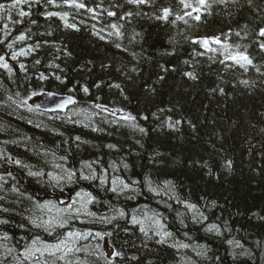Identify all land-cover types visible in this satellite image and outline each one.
Returning <instances> with one entry per match:
<instances>
[{"label": "trees", "instance_id": "16d2710c", "mask_svg": "<svg viewBox=\"0 0 264 264\" xmlns=\"http://www.w3.org/2000/svg\"><path fill=\"white\" fill-rule=\"evenodd\" d=\"M13 3L0 0V58L8 62L0 66V163L5 154L32 170L49 169V159L75 173L116 167L139 187L135 199L112 195L97 180L65 189L7 164L0 186L10 199L0 204V230L13 255L35 238L56 242L62 234L33 228L23 212L30 199L63 202L84 190L97 209L111 204L129 216L148 207L175 239L207 247L197 254L159 243L128 216L76 223L105 234L116 253L109 264H264V0ZM23 46L28 52L15 57ZM221 48L251 63L227 60ZM47 92L70 94L95 116L80 125L22 108ZM117 114L134 119L117 122ZM147 180L171 194L153 196ZM185 204L224 234L205 232ZM229 241L241 250L230 251Z\"/></svg>", "mask_w": 264, "mask_h": 264}, {"label": "rangeland", "instance_id": "374dc122", "mask_svg": "<svg viewBox=\"0 0 264 264\" xmlns=\"http://www.w3.org/2000/svg\"><path fill=\"white\" fill-rule=\"evenodd\" d=\"M26 1L29 0H20V2ZM51 13L60 15L59 11L56 10H53ZM97 32L100 36L102 35L109 39V32ZM17 41L21 42L23 39L18 38ZM27 52L28 48L23 46L14 50L13 54L17 57L18 55H24ZM221 52L223 55L227 52L225 54L227 60H231L232 62L240 65L249 64L243 60L239 63L237 62V58L241 53L228 52L225 51L224 48H221ZM5 59L6 56L0 58V66L8 68V62ZM5 65H7V67H5ZM30 103L28 105H22V108L48 119H65L68 122H75L82 125L83 123L88 124L95 116V112L92 110L78 107L69 108L62 114L51 115L35 110ZM117 115L119 118L113 120L117 122L129 121L126 117L120 114ZM7 136L11 138L12 135ZM1 141L2 140H0V142ZM3 142L10 143L12 145L16 144L12 140H3ZM2 158L6 161V165L8 164L10 166L19 167L20 169L30 173H41L39 177L48 179L56 187H69L74 182L79 180H97L104 186H107L112 195L125 194L130 197H135L139 194V187L137 186L138 183L136 181L128 182L127 180L119 177L118 174H116V167H110L108 170L98 172L95 167L85 165L78 171V173H75L64 163L54 162V160L49 159L47 160L49 169L41 171V169H30L27 166V163L20 162L11 155L7 156L4 154ZM6 165H2L0 163V170L2 169L5 171ZM69 173L73 174L71 179H69ZM82 175L87 176L88 179H82ZM6 176L7 174L0 173V181H6ZM145 184L146 189L153 196L160 197L162 194H171L169 191L165 192L162 188L158 189V187H154L149 180H147ZM124 185H128V187L125 188ZM113 188L116 190L113 191ZM9 197L10 195L4 191L3 187L0 186V204L8 201L10 199ZM94 202V196L84 190H80L72 197L71 200H66L64 202L51 198L39 200L30 199V202L26 203V208L28 209H25L23 212L29 217L33 228H41L49 234H53L58 231V229H63V232L56 242H45L41 240V238H35L24 251L20 254L13 255L12 248L7 244L6 236L0 230V259L8 261L9 264H109L110 261H113V257L116 253L108 245L104 234L101 232H93L88 229L79 230L76 223L91 221L107 223L118 218L127 217L128 213L124 209L111 204L106 205L107 209L105 211H102L103 209L98 210L96 207H93ZM69 205H72L71 209H69ZM184 207H186L191 221L202 224V228L205 232L217 236H222L224 234L222 228L217 225H215L216 228L209 230L212 224L206 223L204 214L197 208V206L190 208L189 205L185 204ZM121 213H123V215H121ZM128 218L148 237H156L159 241L168 243L177 248H190L197 254H200L201 252L205 253L207 250V247L204 244L191 243L186 240H178L177 238L175 239L172 232L168 229L163 217L148 207L142 206L133 209ZM61 223L63 224L62 227L60 226ZM69 233H72L73 235L69 236ZM164 233H170V235L165 236ZM61 241H65L67 246L71 247L72 251L66 252L64 250V245H61V251H55L54 246L60 244ZM228 244H230V251L233 253L241 250V246L233 241ZM183 245H187V247H183ZM77 249H79V251H77ZM50 252H55V254L50 255Z\"/></svg>", "mask_w": 264, "mask_h": 264}, {"label": "water", "instance_id": "95a60500", "mask_svg": "<svg viewBox=\"0 0 264 264\" xmlns=\"http://www.w3.org/2000/svg\"><path fill=\"white\" fill-rule=\"evenodd\" d=\"M71 98V102L69 101ZM74 103L71 95L47 93L33 101L34 106L45 112H63Z\"/></svg>", "mask_w": 264, "mask_h": 264}, {"label": "snow or ice", "instance_id": "6c2138e0", "mask_svg": "<svg viewBox=\"0 0 264 264\" xmlns=\"http://www.w3.org/2000/svg\"><path fill=\"white\" fill-rule=\"evenodd\" d=\"M19 2H20V0H14V3H13L10 7H15V4H16V3H19ZM139 2L142 3L143 0H139ZM200 2H201V4H203V3H204V0H200ZM81 6H82V5H81ZM3 8H4V5H3V4H0V9H3ZM21 15H24V13H21ZM165 15H167V9L165 10ZM260 34H261L262 36H264V29L261 30V33H260ZM19 38H20V39H23V36H21V37H19ZM241 60H243V61H245L246 63H249V64L251 63V61H250L246 56H244L243 54H240V55H239V57L237 58V62L239 63ZM242 66H243V65H242ZM5 67H7V65H5ZM188 75H191V74L189 73ZM85 91H87V89H85ZM68 102H71V98H69V101H68ZM127 118H128V119H134L133 117H127ZM169 127H172V125L169 124ZM140 131L143 132L144 129L141 128ZM109 147H111V145H110ZM18 163H19V162H18ZM229 167H230V164H229ZM29 174H30V175H34V176H39V175H41V173H39V172H36V173H29ZM72 175H73L72 173H69V179L72 178ZM81 178H82V179H88V177L85 176V175H82ZM124 187L127 188L128 185H124ZM112 190L115 191L116 189L113 188ZM78 195H79V194H78ZM89 202H90V201H89ZM71 207H72V205H69V209H71ZM189 207L191 208V207H194V206L189 205ZM121 215H123V213H121ZM46 223H47V222H46ZM37 226H40V225H37ZM60 226L62 227L63 224L61 223ZM214 228H216V226H215V225H211L210 228H209V230H212V229H214ZM68 235H69V236H72L73 234H72V233H69ZM164 235H165V236H168V235H170V233H164ZM229 243H232V242L229 241ZM61 245H64V250H65L66 252H71V251H72L71 247H68L65 241H61L60 244L55 245V246H54L55 251H61V250H62V249H61ZM183 247H187V245H183ZM37 250H39V249H37ZM77 251H79V249H77ZM49 254H50V255H54L55 252H50Z\"/></svg>", "mask_w": 264, "mask_h": 264}]
</instances>
